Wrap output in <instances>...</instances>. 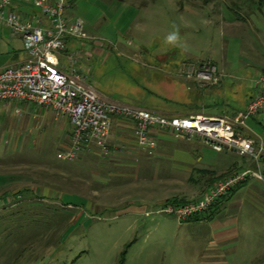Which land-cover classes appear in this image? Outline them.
Returning a JSON list of instances; mask_svg holds the SVG:
<instances>
[{"label":"rangeland","instance_id":"1","mask_svg":"<svg viewBox=\"0 0 264 264\" xmlns=\"http://www.w3.org/2000/svg\"><path fill=\"white\" fill-rule=\"evenodd\" d=\"M67 3L64 15L81 18L87 36L74 39L73 64L107 98L145 100L152 108L182 115L194 110L188 102L220 80L227 87H214L200 101L219 103L205 113L231 112L264 69L260 0ZM177 29L179 42L166 43ZM208 58L216 65V82L186 73L192 65L183 59L196 70ZM137 70L147 77L129 76ZM41 108L25 112L26 120ZM17 122L1 129L0 264H264V185L254 183L262 190L255 202L243 196L239 208L216 207L210 217L201 213L180 220L156 211L162 203L178 202L157 204L170 189L158 164L118 175L98 159H61L57 154L67 144L66 134L61 139L49 126ZM67 123L60 119L54 126ZM233 154L231 161L239 163L241 157ZM8 178L20 180V195L3 194L8 190L3 184L14 183Z\"/></svg>","mask_w":264,"mask_h":264},{"label":"built area","instance_id":"2","mask_svg":"<svg viewBox=\"0 0 264 264\" xmlns=\"http://www.w3.org/2000/svg\"><path fill=\"white\" fill-rule=\"evenodd\" d=\"M22 2H30L38 11L30 18H22L13 9ZM67 5V0H0V20L21 37L26 54L23 60L0 69V102L32 103L48 108L56 119H65L69 124L67 145L58 152L59 158L73 160L90 143H95L102 154H107V137L115 118L130 123L137 146L148 155L155 152L153 133L157 132L174 136L197 135L215 150H234L251 158L253 167L222 176L198 199L165 202L157 210L180 220L205 213L217 199L228 196L242 182L264 181L260 165L264 158V142L256 143L242 134L247 119L264 112V73L255 79V94L246 100L241 110L232 114H166L104 97L75 68L72 54L68 56L70 65L66 69L61 67L60 54L66 41L86 37L84 21L64 15ZM183 64L192 65L186 68V73H194V80L217 81V68L210 60L196 70L194 63Z\"/></svg>","mask_w":264,"mask_h":264},{"label":"crops","instance_id":"3","mask_svg":"<svg viewBox=\"0 0 264 264\" xmlns=\"http://www.w3.org/2000/svg\"><path fill=\"white\" fill-rule=\"evenodd\" d=\"M13 9H15L22 18H30L38 11L30 2L18 3L13 6ZM66 17L68 19H72L68 16ZM84 38H87V36ZM75 47H77L75 40L68 39L66 41L65 49L60 54V63L62 68L66 69L68 67V56L71 54L73 55ZM25 57L26 54L23 49L21 37L13 34L10 28L0 20V69L4 66L19 62ZM63 57L65 58L64 62H62ZM207 60H210L212 63H214V61L210 58L206 59V61ZM182 62L184 63L187 61L183 59ZM261 73H264V69L261 71ZM255 79L256 78L252 80L253 85L250 88H247L245 91L241 104L237 108H234L231 112H223V110H221L217 113H212L211 115L232 114L238 110H241L244 107L246 100L254 95L257 90ZM175 86L176 83L174 87ZM221 86L225 88L227 87L225 83L220 82L219 80L218 84L212 86V90L214 87L217 88ZM230 87L233 89H239L240 86L236 87L233 85ZM95 89L97 90V88ZM212 90H205V92L201 90L202 95L209 93ZM225 104L227 103L225 102ZM200 105L202 110L199 113H205V109L209 107H218L219 103L213 101H211V103L200 102ZM34 106L35 105L32 103L25 102H0L1 142L3 141L1 140V129L4 130L6 128L4 125L7 124L8 128H14L16 123H18L17 121H19L20 125L22 126V124L25 123H23V120L26 121V124L32 122L35 129H39L38 127L42 125L49 126L51 127L52 131H56L58 133L59 138L61 139L63 138L64 134H66L67 141L69 124L67 123V127H63L62 124H58V128L55 127V121L60 119L54 118L48 108H41L39 113H34L33 115L31 114L32 119L29 120V122L26 120V113H28V110ZM22 112H26L24 117ZM242 134L246 137L253 138L256 143L260 140L264 142V112H260L248 118ZM153 135L156 139V147L154 154L150 156L137 146L131 132L130 123L124 119L115 118L112 122L111 130L107 137L108 153L102 154L100 152V148L95 143H90L89 145L85 146L77 156L80 158H86L88 160L98 159V161H101L100 165H103L105 168L112 169V171L118 175H129L132 172H136V174H138L141 169L147 167V164H158V166H161V168L164 170L163 179L165 185L170 188L168 192L166 189V191H164V193L159 196L157 201L158 205L169 199H173L178 202L196 200L201 197L211 186H213L215 182L222 176L254 166V163L250 157L240 155L234 150H215L210 144H207L202 137L197 135L186 136L180 134L174 136L169 133L157 132L153 133ZM66 145L67 144H65V146ZM232 153L241 157L239 163L236 160L231 161L230 157ZM100 155L103 156V158H99ZM152 156H155L156 158L154 161L152 160ZM262 160L264 162V158ZM263 168L264 167H261V169ZM1 176L5 178V176ZM8 179L9 181H14V183L3 184L4 187H2V189L7 188L8 192L6 191V193H2L13 196L20 195L22 188L18 187L17 185L20 184V180L18 179L17 181L19 183H17L16 179L14 178ZM254 183L264 185V181L256 179H249L245 182H242L233 188L232 192L228 196L217 199L214 203L216 206H213L212 210L216 207L219 211L228 210L236 206L239 208L240 204L243 203V196L255 202L256 196H261L260 194H262V190L257 188ZM15 184L17 186H15ZM246 191L251 192L253 195V200L249 197ZM183 197H186V199H183ZM10 202H13V200L10 199ZM207 211L205 212L206 215L211 213V210L209 212ZM149 212L150 211H145V213ZM132 213L134 214V211H132Z\"/></svg>","mask_w":264,"mask_h":264},{"label":"trees","instance_id":"4","mask_svg":"<svg viewBox=\"0 0 264 264\" xmlns=\"http://www.w3.org/2000/svg\"><path fill=\"white\" fill-rule=\"evenodd\" d=\"M208 1L209 0H202V3L203 4H206V3H208ZM260 2H264V0H260ZM143 73L141 72V71H139V70H137V71H135V72H132V74H130L129 76L130 77H134V78H141V77H147V75H145V74H143ZM153 86V85H152ZM149 91V90H148ZM191 95H193L192 94V92H189ZM191 95H188V96H190L191 97ZM201 96L202 95H200V96H198V97H195V99L193 100V102H186L187 104L186 105H192V107L194 108V110L192 111V112H188V113H198V112H200L201 110H202V107H201V105H200V100H201ZM192 97H194V96H192ZM128 103H131V104H135V105H139V106H144V107H147V108H151V109H156V110H159L158 109V107H157V105H153V107H155V108H152V106H150V104H149V102H145V100H138V101H135V100H129V102ZM179 105H185L184 103H183V101H181L180 103H179ZM188 113H186V114H188ZM213 206H216V205H212V206H210L209 207V209H208V211L207 212H209L210 210L212 211V208H213ZM214 210V209H213ZM197 215H195V216H192V217H196ZM206 216H212V213H208ZM191 217V218H192Z\"/></svg>","mask_w":264,"mask_h":264},{"label":"clouds","instance_id":"5","mask_svg":"<svg viewBox=\"0 0 264 264\" xmlns=\"http://www.w3.org/2000/svg\"><path fill=\"white\" fill-rule=\"evenodd\" d=\"M179 31L174 30L173 32H171L170 34H168V36L166 37V43L171 44V45H176L179 42Z\"/></svg>","mask_w":264,"mask_h":264}]
</instances>
